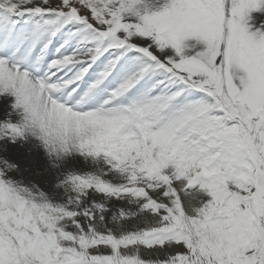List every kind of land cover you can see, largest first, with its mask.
Returning <instances> with one entry per match:
<instances>
[{
    "label": "snow or ice",
    "instance_id": "obj_1",
    "mask_svg": "<svg viewBox=\"0 0 264 264\" xmlns=\"http://www.w3.org/2000/svg\"><path fill=\"white\" fill-rule=\"evenodd\" d=\"M0 264H264V0H0Z\"/></svg>",
    "mask_w": 264,
    "mask_h": 264
}]
</instances>
